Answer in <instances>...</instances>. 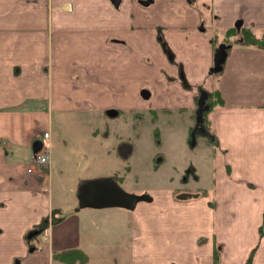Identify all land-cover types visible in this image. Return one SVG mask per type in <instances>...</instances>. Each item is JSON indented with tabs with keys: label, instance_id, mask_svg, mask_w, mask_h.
Returning <instances> with one entry per match:
<instances>
[{
	"label": "crops",
	"instance_id": "crops-1",
	"mask_svg": "<svg viewBox=\"0 0 264 264\" xmlns=\"http://www.w3.org/2000/svg\"><path fill=\"white\" fill-rule=\"evenodd\" d=\"M237 20L241 27H264V0H0V264H84L98 246L95 229L109 215L104 210L115 208L75 210L79 186L97 174L76 181L75 200L55 205L51 156L47 167H34L10 159L3 145L26 151L40 146L46 131L50 154L54 113L85 117L97 135L110 108L194 113L198 86L217 89L223 99L208 115L210 180L199 175L191 198L157 189L149 192L151 201L137 203L127 223L135 231L128 262L214 264L221 244L217 264L249 257L250 264H264V48L234 44L222 71L209 74L211 39ZM99 140L105 149L107 140ZM119 170L114 175L125 179L128 170ZM37 227L43 243L29 251L27 234ZM71 249L86 260L54 257Z\"/></svg>",
	"mask_w": 264,
	"mask_h": 264
},
{
	"label": "rangeland",
	"instance_id": "rangeland-1",
	"mask_svg": "<svg viewBox=\"0 0 264 264\" xmlns=\"http://www.w3.org/2000/svg\"><path fill=\"white\" fill-rule=\"evenodd\" d=\"M263 31L264 27H254L257 35H261ZM192 113L191 110H159L155 113L146 110L139 116L127 115V112L112 116L105 114L102 117L104 123L98 127L99 135L90 132L91 127L84 124L87 119L81 115L54 113L49 177L54 204L64 206L68 198L75 200L76 181L82 176L97 174L98 177H112L119 168V171L127 169L129 172L119 182V186L128 193L149 195L153 190L171 189L176 196L183 193L194 195L199 175L203 177L205 184L210 180L211 171L207 166H212V151L208 149V146L211 147L209 135L205 137L198 132L191 137L190 128L194 122L189 114ZM99 136L107 140L105 149ZM119 144L133 147L126 158L117 155ZM90 147H93L91 152L88 150ZM3 148L9 151L10 159L30 163L31 157L25 152L31 156L33 148L26 151L14 147L9 150L7 145H3ZM132 181L133 191L129 187ZM144 202L146 201L138 204ZM110 209L104 210L109 215L104 222L100 219L101 223L95 229L97 233L94 244L98 246H91L92 259L84 264H129V243L135 231L127 223H132V210L118 207ZM30 233L27 234L29 239H26V244L28 250L32 251V244L38 247L43 243V235L39 227L35 234L30 236ZM222 249L223 245L218 244L217 263L221 261ZM99 253H102L101 258L97 257ZM114 256L117 259L112 261L110 257ZM116 260L118 263L114 262ZM16 261L14 264H17ZM246 262L247 259L241 264Z\"/></svg>",
	"mask_w": 264,
	"mask_h": 264
},
{
	"label": "water",
	"instance_id": "water-1",
	"mask_svg": "<svg viewBox=\"0 0 264 264\" xmlns=\"http://www.w3.org/2000/svg\"><path fill=\"white\" fill-rule=\"evenodd\" d=\"M112 2L117 5L119 0H112ZM143 4H147L148 1H141ZM241 21L236 22V28L238 29ZM231 45H226L220 43L213 54V64L209 68V73H218L223 69V64L226 60L227 50ZM140 95L147 99L150 96V92L142 88L140 90ZM208 92L205 89H201L196 100L195 109V126H199L200 132L204 133L203 124V113L209 108V103H207ZM107 111L109 115H115L116 111L110 109ZM208 136V133H204ZM193 137V135H192ZM41 148L40 146L33 147L34 153ZM119 154L122 157H126L130 152V146L126 144L119 145ZM192 194H178L176 197L178 199L191 198ZM78 205L75 210H79L83 207H94V208H104V207H122L129 210H133L138 202L140 201H151L152 197L148 194H132L123 190L117 182L112 177H100L94 179L85 180L78 188ZM35 234V232L30 233V236Z\"/></svg>",
	"mask_w": 264,
	"mask_h": 264
},
{
	"label": "trees",
	"instance_id": "trees-1",
	"mask_svg": "<svg viewBox=\"0 0 264 264\" xmlns=\"http://www.w3.org/2000/svg\"><path fill=\"white\" fill-rule=\"evenodd\" d=\"M238 38H241V41H239ZM222 41L226 43L230 42L231 46L234 44H240L243 46H255L258 48H264V31L261 35H257L251 27L240 26L239 30L237 31V29L234 26L232 28H229L223 37L219 38L215 36L212 40V42L214 43V47H217L218 44L221 43ZM186 86L188 85L186 84ZM208 99H209L208 101L209 108L205 110V112L203 113V124L206 130L210 132L211 125L208 120V115L213 110L214 107L223 105V99L217 89H211L210 91H208ZM261 232L262 231L260 229V234ZM65 255L69 257L68 259L70 262L73 260L85 261L87 258L86 255L80 249H71L63 253H56L54 257L60 256L61 258L65 259L67 258L65 257ZM213 256H214V264H217V250H214ZM250 263H251V257H249L247 260V264Z\"/></svg>",
	"mask_w": 264,
	"mask_h": 264
},
{
	"label": "flooded vegetation",
	"instance_id": "flooded-vegetation-1",
	"mask_svg": "<svg viewBox=\"0 0 264 264\" xmlns=\"http://www.w3.org/2000/svg\"><path fill=\"white\" fill-rule=\"evenodd\" d=\"M240 26H241V24H240ZM240 26H239V28H240ZM235 28H236V26H235ZM239 28L237 29V31L239 30ZM159 36H160V38H159ZM158 40H159V42H160V45H161V47H162V50H163V52L166 54V56H167V58L170 60V61H173V59H174V56H173V54H172V52L170 51V49L166 46V43H165V41L163 40V37L159 34L158 35ZM213 39H211V41H212ZM238 40L239 41H241V38H238ZM221 43H225L226 45H231L230 44V42L228 43H226V42H221ZM220 44V43H219ZM218 44V45H219ZM216 48L217 47H214V51L216 50ZM226 50H228V49H226ZM178 76L180 77V79H181V82H182V84L184 85V87H186V88H189L190 86L186 83V80H185V78H184V74H183V70H182V67L181 66H179V70H178ZM169 79L171 78V77H168ZM186 84L188 85V86H186ZM201 86H198L197 87V95H196V98H195V103H196V100H197V98H198V95H199V92H200V90H201ZM110 109H113V111H116V114H118L120 111H118V110H116V109H114V108H110ZM110 109H108L109 111H111ZM107 110V111H108ZM128 112H130V114L131 115H133V116H139V114H137V113H134V112H131V111H128ZM127 112V115H130L129 113ZM205 112V111H204ZM115 114V115H116ZM192 118H193V122H194V124H193V127H191L190 128V130H191V133H190V135H191V137H192V135L193 136H195L198 132H200V130H199V126L197 125V126H195V111H194V113H192ZM205 128V127H204ZM206 129V128H205ZM203 132V131H202ZM202 132H200V134H202ZM204 133H208V135L210 134L207 130H204ZM203 133V134H204ZM205 137H207L206 135H204ZM127 145V144H126ZM112 178L117 182V184L118 185H120L119 184V182L121 181V178L122 177H120V175H112ZM35 232V231H34Z\"/></svg>",
	"mask_w": 264,
	"mask_h": 264
},
{
	"label": "built area",
	"instance_id": "built-area-1",
	"mask_svg": "<svg viewBox=\"0 0 264 264\" xmlns=\"http://www.w3.org/2000/svg\"><path fill=\"white\" fill-rule=\"evenodd\" d=\"M48 138H49V133L45 132L43 134V139H42V143H43L42 149L38 153L34 154L31 158V163L34 164V167L35 166L47 167L50 161V154L48 150L49 149Z\"/></svg>",
	"mask_w": 264,
	"mask_h": 264
}]
</instances>
